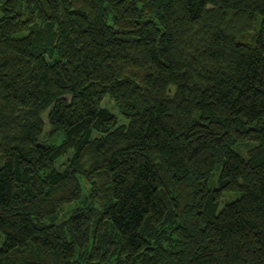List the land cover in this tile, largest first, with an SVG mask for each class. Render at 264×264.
I'll return each instance as SVG.
<instances>
[{"label": "trees", "instance_id": "1", "mask_svg": "<svg viewBox=\"0 0 264 264\" xmlns=\"http://www.w3.org/2000/svg\"><path fill=\"white\" fill-rule=\"evenodd\" d=\"M0 264H264V0H0Z\"/></svg>", "mask_w": 264, "mask_h": 264}, {"label": "rangeland", "instance_id": "2", "mask_svg": "<svg viewBox=\"0 0 264 264\" xmlns=\"http://www.w3.org/2000/svg\"><path fill=\"white\" fill-rule=\"evenodd\" d=\"M103 106L109 108L110 110L114 111L115 113H117V109L116 107L114 106V103L111 99H109L108 97H106L104 100H103V103H102ZM59 139H55V141H58ZM245 148H242V152L245 153ZM81 182L83 183V186H84V189L85 190H88L89 186L88 184L86 183V181L84 179H81ZM76 203H72V204H69V205H66L64 206V208L59 212V215H58V221L66 218L70 212L73 210V208L75 207Z\"/></svg>", "mask_w": 264, "mask_h": 264}]
</instances>
